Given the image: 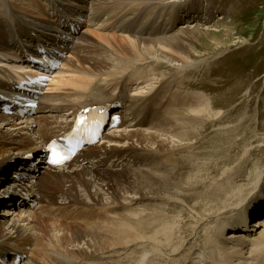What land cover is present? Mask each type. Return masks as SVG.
<instances>
[{
    "label": "bare ground",
    "instance_id": "1",
    "mask_svg": "<svg viewBox=\"0 0 264 264\" xmlns=\"http://www.w3.org/2000/svg\"><path fill=\"white\" fill-rule=\"evenodd\" d=\"M58 1L63 3L60 9L76 24L90 15V27L83 28L77 35L61 29L50 17L61 13L58 3L47 9L44 0H0V65L3 69H29L26 60L18 54L20 42L29 48L33 46L25 37L27 30L48 49L64 53L48 94L40 99V114L33 119H21L0 113V141L6 142H0V186L8 182L12 188V194H0V205L5 206L1 214L9 217L8 220L0 218V257L10 259L8 264H14L15 253L22 256L19 264H253L256 261L264 264V205H258L261 199L264 204V137L260 146L254 125L251 129H242L247 120L253 124L251 115L241 116L237 122L222 128L233 143L240 140L241 146L244 142V155L242 153L238 159L242 165L233 167L234 172L225 171L211 177L210 184L217 185V189L211 190L216 195L209 194V187L201 186L207 181L204 182L205 176L202 178L201 174L203 166L199 155L202 150L196 151L200 154L195 156L192 148L202 140L208 127L229 121L226 119L234 117L237 109L228 108L234 113L226 110L223 114L225 110L220 106L216 110L218 103L212 101L210 95L183 92L175 87L180 84L185 89L195 87L208 91L203 81L213 66H206L209 71L203 67V78L199 80H187L183 76L197 72L198 64L205 60L193 59L203 54L191 49L197 36L228 33L229 28L213 32L205 25L209 19L213 20V3L205 5L200 0ZM220 2L218 6L222 9L224 4ZM237 6L239 0L234 9L231 5L227 15L238 16L241 9ZM190 10H195L194 14L184 16ZM175 13H181L183 24L168 33L167 29L175 23L170 22ZM224 18L219 16L212 26H219ZM160 23L165 31L159 29ZM115 24L127 36L115 35ZM89 38L106 47L103 55H88L86 39ZM150 65V75L159 68L171 67L174 71L170 68L171 77H165L167 80L164 78L157 86L149 83L148 89L154 90L144 95L140 90L147 88L144 83L151 78L142 79L145 67ZM2 73L0 71V89L8 90L5 82L8 76ZM130 77L139 84L138 93L129 98L130 106L143 107L158 100L152 120L144 121L147 125H136L135 121L106 133L100 143L66 166H46L42 161L46 140L66 127L79 108L106 102L95 98L86 101L88 94L97 86ZM42 110L48 112L42 113ZM259 114L257 108L253 117ZM16 120L21 121L16 123ZM21 123H25L26 131L38 134L35 140L25 135L26 131H16L15 126ZM256 125L259 127L261 123ZM260 130L264 134V126ZM215 131L217 128L209 135L216 136ZM235 134L239 136L237 140ZM206 140L211 142L210 136ZM224 145L220 149L223 153L226 151L221 156L223 162L230 151L229 145ZM181 146H187L189 154L177 156L175 151ZM11 150H16L18 155L8 153ZM183 166L192 168L186 173L177 172ZM109 171L115 175L109 176ZM175 176L179 177L172 179ZM223 176L227 180L216 184ZM25 177L30 179L25 180ZM211 195L214 197H209ZM162 198L166 199L164 203L158 201ZM138 199L153 202L143 204L140 210L135 208ZM256 199L259 201L255 202ZM49 202L59 206L48 205ZM179 202L186 206L180 207ZM78 204L83 206L80 210L69 209ZM34 205L38 206L35 210ZM251 205L258 208L255 211L249 208L257 217L252 226L240 216V211ZM41 217L51 219L48 226L37 222ZM187 218L195 225H185ZM61 219H70L73 223H63ZM71 227L76 229L72 234L63 230H71ZM93 227L99 230L83 231ZM230 228L240 231L223 235Z\"/></svg>",
    "mask_w": 264,
    "mask_h": 264
},
{
    "label": "rangeland",
    "instance_id": "2",
    "mask_svg": "<svg viewBox=\"0 0 264 264\" xmlns=\"http://www.w3.org/2000/svg\"><path fill=\"white\" fill-rule=\"evenodd\" d=\"M185 1H187V0H185ZM189 1H192V0H189ZM200 1H204L205 5H207L211 1L213 3V5L215 6L214 11L215 10L221 11V13H219L217 11V13H219V14H218L216 19H214V20L209 19L210 22L207 21L208 23L205 24L207 27H209L208 28L209 31H213V32H214V30H216V31L220 30L221 31V29L224 27L223 29L229 28L228 33L225 34V33L217 32V34L219 33L218 36H216L214 34L212 35L210 33L200 34L199 36H197V39L195 41H193L191 44L192 45L191 49L194 52L201 51V53H203L199 57L195 56L196 58H193V59H196L198 61L201 59H205V60H203L201 62V64L200 63L198 64L199 70L197 72L190 73V74L183 76V77L187 80L188 79L189 80H191V79L199 80V79L203 78L202 72L205 69H207L206 66H213L212 67L213 69L212 68L209 69L210 71L207 69L209 72L207 73L206 78L203 81V82L206 81L204 86L208 89V91L207 90L201 91L200 89L195 88V87H188L185 89L184 87H181L180 84L179 85L177 84L175 87L177 89L183 91V92L187 91L190 93H197V91H198V93H201V95H205L206 97H209V95H210L211 99L213 97L212 101L216 100V102L218 103V105H215L216 106L215 109L217 110L218 109L217 106H220V108L225 110L223 114H225L227 111L234 113V111H232L230 109H237V113L234 117H231V118L229 117L230 119H228V118L226 119L229 121L217 124L219 127H221V129L219 127H217L216 124L214 126L208 127L209 129H207V131L202 134L203 135L202 140H198L197 146H195V143H194V146H193L194 148H192L194 150V151H192V154L194 153L193 155H195V156H198L200 154V153H195L196 151H200V150H202V153H201L202 155L206 154L203 156L201 154L199 155V157H200L199 161L203 162V163L201 162L202 164L200 163V165L203 166L201 168V170H203L201 172L202 178H204V176H205L204 182L207 180L205 182V184L201 185V186L204 187L206 185L207 187H209L208 193L216 195L214 192H211L212 189H217L216 188L217 185H213V186L211 185L212 184L211 177L217 176V175L219 176L222 174V172H225V171L230 172L233 169V167L236 168V167H239L240 165H242V163H238V159L244 155L243 151L245 149L244 148V142L241 144V146H239L241 143L240 140L236 141V143H233L231 141V139L227 138L225 133H223V131H221L222 128L224 129L227 126H230L232 124V122H234V123L237 122L241 118V116L248 117L251 115V118H253V120H252L253 124L251 125L247 120V122H245L242 125V129L243 128H250L251 126L254 125L253 127H255V129L257 131V136H258L257 139H259V141L260 140L262 141L263 140L262 137H264L263 132L260 130L261 127L263 128V126H264V83H263L264 82V0H239V6L240 7L239 6H237V7H239L241 9V12L238 14V16L227 15V11H228V9L231 8V5L233 6V9H234V7L236 6L237 0H200ZM219 1H222L220 3L224 4V6L221 5V6H223L222 9L220 8V6H218ZM162 13H163V11H162ZM219 16H221V17L225 16L223 22L221 24H219V26H217V27L212 26L213 21H216L219 18ZM227 16H229V17H227ZM193 24H195V22H193ZM197 24H200V23L197 22ZM176 30H178V27ZM118 34L124 35V33H118ZM118 34L115 32V35H118ZM125 36H127V34H125ZM86 40H87V45L89 44L88 48L90 50L88 55L91 57L101 56L107 50L106 47H101L102 43L99 41H96V39L90 40V38H89ZM236 43H237V45H236ZM96 44H97V46H96ZM197 54H199V53H197ZM66 57H67V54H66L65 58ZM196 60H194V61H196ZM209 62L216 63L215 66L217 68H214L215 66L210 64ZM205 63H206V65L204 66ZM207 63H209V64H207ZM203 67H206V68L202 69ZM150 68H151V65L145 67L144 71L146 72V74L142 80H145L146 77L148 76L149 78L153 79L154 82L151 81V79L148 82L146 81L144 84L147 85L146 86L147 88L143 89V91H146L150 85H156L157 86L159 81H165V80L169 79L173 73V72L171 73V71H174L171 67L170 68L172 70L170 68L165 67V68H159L157 71H155L156 75L154 73L150 75L149 74ZM169 70H171V71H169ZM65 75H68V74H65ZM165 77L166 78L168 77V78L166 79ZM164 78H165V80H164ZM149 83H151V84L149 85ZM56 85L61 86L60 83L56 84ZM58 86L56 88H58ZM56 88H54L53 90H55ZM261 88H263V89H261ZM199 90H200V92H199ZM245 98L247 101L246 100L243 101ZM240 101H243V102H241L240 105L242 106V104H243L244 106L239 111V109L241 108V106L239 105ZM254 105H255V108H253ZM228 108H230V109H228ZM257 108L259 109L260 114L258 116L256 115V117L254 118L253 115H254L255 110ZM62 112H58V113L62 114ZM225 117H227V116H225ZM19 121H21V120H16V123H19ZM255 121H256V123H254ZM258 122L261 123V125L259 127L256 125ZM220 125H223V126L225 125V126L223 127ZM16 127H18L16 129V131L18 130L19 133H25L26 129H23L25 127V123L17 124L15 126V128ZM20 127H22V129ZM215 128H217V131H215V132L218 134H216V136L214 135L213 137H211V135H209V134H211L212 129H215ZM242 129L240 130V132H243ZM26 133L27 134H25V135H30V137L33 140H35L36 137L38 136V134L33 133V130H30V131L27 130ZM219 133H221V134H219ZM208 136H210L211 142L206 140L208 138ZM234 136H236V134ZM238 138H239V136L237 135L236 140ZM217 141H218V143H217ZM261 141L258 142V144H260V146H261V144H263V142H261ZM0 142L6 143L3 141H0ZM232 143H233V145H232ZM246 143H248V141ZM107 144H109V143H107ZM223 144H225L224 147H226L228 145L230 147L229 148L230 151H229L228 155L226 156V158L230 157V159L228 161H226L225 160L226 158H225L224 159L225 162L221 161V159L223 158L221 156H223V154L226 152V151H224V153H223L220 151V149L223 147ZM236 144H237V146H236ZM215 146H217L218 148ZM187 150H188L187 146H181L175 151V154L177 156L180 154L182 155V153L185 155L189 154L188 152H186ZM227 151H228V149H227ZM8 153H15V156L18 155L16 150H11ZM242 153H243V155H242ZM9 155L11 156L12 154H9ZM201 157H205V158H201ZM206 158H208V159H206ZM227 162H229V163H227ZM210 167L211 168L213 167V168L211 169ZM107 168L110 170V167H107ZM191 168L192 167L183 166V168H178L177 172L181 171L182 173H184L185 171L187 172ZM196 168H198V167H195L194 169H196ZM207 169L210 173L206 172ZM210 170H212V171H210ZM231 172H234V171L232 170ZM108 173H109V176H111V177L113 175H115L113 171H109ZM12 175H13V173L10 175V177H12ZM118 175L121 176V174H118ZM122 176H125V173L122 174ZM206 176H208V178ZM177 177H179V176H175L172 179L177 178ZM24 179L29 180L30 178L25 177ZM11 180H13V179H11ZM226 180H227V178H225L223 176L222 178L216 180V184H220V182L222 183V181L224 183ZM5 181H8V180H5ZM8 184H9L8 182H4L0 186V194H2V196L10 195V193L12 194V188H10ZM210 185H211V187H210ZM185 187L188 188L190 186L185 185ZM209 197H214V196L211 195ZM193 200H194V198L191 201H193ZM158 201L164 203L166 201V199L162 198ZM136 202L137 203H135V204H137V206L135 208L141 210V206L143 204H149L150 202H153V201L152 200L142 201L141 199H138V200H136ZM179 203H180V207L186 206V204H184V203H181V202H179ZM48 205H53L54 207L59 206V204H56L54 202H49ZM3 207H5V206L0 205V218L5 217L6 220H8V218H9L8 216H4L1 214ZM32 207H33L32 208L33 210L38 208L37 205H34ZM72 207L73 206H69V209H71L72 212H76V211L80 210L83 206L78 204V205H74L73 208ZM180 207H179V209H180ZM58 209H60V207ZM188 214H189V212H188ZM262 215L264 216V212ZM38 216H39V214H38ZM38 216H36V217H38ZM41 216H44V215H41ZM70 218H73V217H70ZM171 218H172V216L170 215V220H171ZM256 218L257 217H255V216L253 217V219L250 223L251 226L254 225L253 222H254V220H256ZM50 220L51 219H48V218L45 219V218L41 217V219L37 220V222L40 223V221H41L43 224H46L48 226L50 223L49 222ZM61 221L63 223H66V222L68 223L71 220L70 219H65V220L61 219ZM191 221H192L191 218L185 219V225L186 224L191 225V226L195 225V223H193ZM69 223H73V222H69ZM183 224H184V222H183ZM96 228L97 227L84 228L83 231L88 232V231H92V230H99L98 228L97 229ZM63 230L65 232H67L68 234H72V231H74L76 229H72V227H71V230H69V229H63ZM230 231L231 230L229 229L228 232H230ZM85 239H86V237H85ZM9 260L10 259L7 258L6 262L9 263Z\"/></svg>",
    "mask_w": 264,
    "mask_h": 264
},
{
    "label": "snow or ice",
    "instance_id": "3",
    "mask_svg": "<svg viewBox=\"0 0 264 264\" xmlns=\"http://www.w3.org/2000/svg\"><path fill=\"white\" fill-rule=\"evenodd\" d=\"M83 123V120L80 121ZM52 153V163H61L63 160L67 159V156L57 148L55 144L50 146Z\"/></svg>",
    "mask_w": 264,
    "mask_h": 264
}]
</instances>
